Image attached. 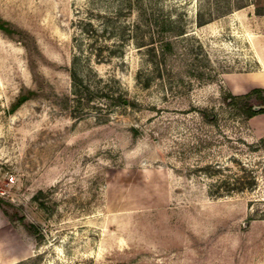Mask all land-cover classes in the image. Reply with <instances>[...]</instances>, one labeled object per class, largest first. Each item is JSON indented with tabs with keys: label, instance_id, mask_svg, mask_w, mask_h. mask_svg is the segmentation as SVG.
Listing matches in <instances>:
<instances>
[{
	"label": "rangeland",
	"instance_id": "1",
	"mask_svg": "<svg viewBox=\"0 0 264 264\" xmlns=\"http://www.w3.org/2000/svg\"><path fill=\"white\" fill-rule=\"evenodd\" d=\"M149 1L185 29L176 71L146 62L139 5L0 0V201L35 227L0 207V264H264V114L243 124L221 83L256 69L232 14L264 0Z\"/></svg>",
	"mask_w": 264,
	"mask_h": 264
},
{
	"label": "trees",
	"instance_id": "2",
	"mask_svg": "<svg viewBox=\"0 0 264 264\" xmlns=\"http://www.w3.org/2000/svg\"><path fill=\"white\" fill-rule=\"evenodd\" d=\"M131 7L139 5L144 14L147 16L148 23L156 29L157 39L151 44L142 42L138 44L140 48H146V55L148 63L155 67L158 73L168 66L175 67L176 64L182 58L180 54L181 39L185 35V29L181 26V23L173 20L169 15H156L152 12L151 4L149 0H126ZM138 7V6H137ZM242 9V8H241ZM151 11L150 14H147ZM258 16H264L261 10H256ZM201 19V17H199ZM209 21V20H208ZM211 21V20H210ZM208 22L199 20V25H204ZM188 67H192V64H186ZM173 67V69H174ZM193 68V67H192ZM188 71L191 73V69ZM175 70V69H174ZM176 71V70H175ZM194 73V72H193ZM180 75L181 72H176ZM194 75V74H192ZM204 74H199L198 77L201 79ZM161 77V75L159 76ZM72 87H73V101L77 105L87 103L90 105L97 98L96 93L90 86L83 83L82 79L77 75L75 71L71 73ZM149 85V84H148ZM103 98H109L106 94H102ZM115 103L125 109L129 108L132 103L119 95L116 98ZM222 105L229 108L232 112H235L237 118L243 123L247 124L248 121L258 115L264 114V89L257 88L243 95H233L227 91L222 95ZM260 108L255 110L254 108ZM202 122L208 126H216L218 123V113L214 110L201 109L198 111ZM264 146V139L260 141V147ZM38 199V197H36ZM0 207L4 214L8 217L9 221L13 224L20 223L26 229L32 230L35 227L31 224L25 223L23 217H20L18 213H10L8 209L4 208V203L0 201ZM11 207V206H10Z\"/></svg>",
	"mask_w": 264,
	"mask_h": 264
},
{
	"label": "crops",
	"instance_id": "3",
	"mask_svg": "<svg viewBox=\"0 0 264 264\" xmlns=\"http://www.w3.org/2000/svg\"><path fill=\"white\" fill-rule=\"evenodd\" d=\"M232 16V20L243 27L256 69L250 72L223 74L221 83L233 95H243L253 89H264V16H258L255 8L250 6L234 12Z\"/></svg>",
	"mask_w": 264,
	"mask_h": 264
},
{
	"label": "water",
	"instance_id": "4",
	"mask_svg": "<svg viewBox=\"0 0 264 264\" xmlns=\"http://www.w3.org/2000/svg\"><path fill=\"white\" fill-rule=\"evenodd\" d=\"M254 109H255V110H259L260 108H257V107H256V108H254Z\"/></svg>",
	"mask_w": 264,
	"mask_h": 264
}]
</instances>
